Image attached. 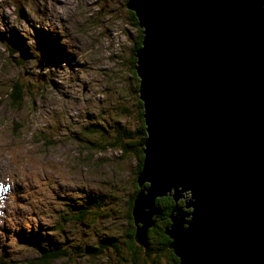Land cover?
<instances>
[{"label": "rangeland", "instance_id": "1", "mask_svg": "<svg viewBox=\"0 0 264 264\" xmlns=\"http://www.w3.org/2000/svg\"><path fill=\"white\" fill-rule=\"evenodd\" d=\"M125 2L0 0V264L36 263L19 232L61 243L49 264H170L157 245H126L138 158L117 140L136 144L142 121Z\"/></svg>", "mask_w": 264, "mask_h": 264}, {"label": "water", "instance_id": "2", "mask_svg": "<svg viewBox=\"0 0 264 264\" xmlns=\"http://www.w3.org/2000/svg\"><path fill=\"white\" fill-rule=\"evenodd\" d=\"M124 6L142 30L134 239L145 244L155 199L169 194L178 264H264V0ZM184 196L190 211L176 205Z\"/></svg>", "mask_w": 264, "mask_h": 264}, {"label": "trees", "instance_id": "3", "mask_svg": "<svg viewBox=\"0 0 264 264\" xmlns=\"http://www.w3.org/2000/svg\"><path fill=\"white\" fill-rule=\"evenodd\" d=\"M130 18L132 20V23L135 26H138L137 18H136L133 11H130ZM137 28L139 31V35H138V40H136V42L134 41V43H136L135 48H134V52L137 48H139L141 46V43H142V32H141L142 30L139 26ZM133 58H134V54L132 53L131 66L134 69ZM12 99L14 100V97ZM16 99L17 98H15V100ZM139 109H140L139 117H140V120L142 121L140 124V127L138 128L139 140L136 142V144L134 143L133 140H130L131 137H129V139L117 140L119 143L117 146L119 147V151L121 153L132 152L129 146L134 147L133 148L134 154L138 158V166L136 169L137 173L140 170L141 161L143 159L142 142L146 136L145 128H144V124H143V119H142V111H143L142 110V103L140 100H139ZM134 145H136V146H134ZM145 185H147V184L145 183L144 186ZM138 189L139 188L137 187V184H136L135 194H136ZM132 199H133V197H132ZM132 202H133V200L130 201V213L128 212V219L131 220V224L133 226V220L131 217ZM179 202H180V204L182 203L181 200ZM69 205L71 206L70 207L71 218H72L71 220L72 221H81L80 219L84 215V211L87 207V204L84 203V204H78V205H72V204H69ZM173 205H174L173 198L169 194L162 196V197H158L155 199V202H154L155 214L153 217L154 226H151L147 231L146 249L150 250V247L152 245H155V246L157 245L156 249L154 248V253L159 254L160 251L163 250V252L165 253V255L167 257L166 259L170 264H178L177 257L173 254L172 250L169 248L170 238L168 235H166L163 232V230L167 226L170 225L169 214L171 212ZM181 205L183 206L184 203H182ZM187 211H190V208H188ZM133 228H135V227L134 226L131 227L132 232L130 234V239L126 242L127 246L133 245L132 244L133 240H135ZM19 237L22 241L23 240L25 241V239L28 238L29 244H32L33 246H35V248L37 249V257H36L35 262L37 264H49L50 261L55 260L58 257H60L61 253L64 254L61 243L55 241L52 238V236H48L49 238L47 239L46 244H40V245L35 244V243H37V240L34 241V237L31 234H29V232L26 234L19 232ZM101 240H102V242L108 241V239H106V238H104V239L102 238ZM111 245L113 247H116V244H114L113 242ZM2 257H4V254H2ZM1 264H7V262L5 260H3V262L1 261Z\"/></svg>", "mask_w": 264, "mask_h": 264}, {"label": "bare ground", "instance_id": "4", "mask_svg": "<svg viewBox=\"0 0 264 264\" xmlns=\"http://www.w3.org/2000/svg\"><path fill=\"white\" fill-rule=\"evenodd\" d=\"M41 58H43V57H41ZM43 60H44V59H40V60H39V65L42 66L41 62H43Z\"/></svg>", "mask_w": 264, "mask_h": 264}, {"label": "flooded vegetation", "instance_id": "5", "mask_svg": "<svg viewBox=\"0 0 264 264\" xmlns=\"http://www.w3.org/2000/svg\"><path fill=\"white\" fill-rule=\"evenodd\" d=\"M83 215V214H82ZM129 226H132L131 224L129 225ZM152 226H154V223H153V225ZM164 233H165V229H164Z\"/></svg>", "mask_w": 264, "mask_h": 264}, {"label": "clouds", "instance_id": "6", "mask_svg": "<svg viewBox=\"0 0 264 264\" xmlns=\"http://www.w3.org/2000/svg\"><path fill=\"white\" fill-rule=\"evenodd\" d=\"M139 99V98H138Z\"/></svg>", "mask_w": 264, "mask_h": 264}]
</instances>
